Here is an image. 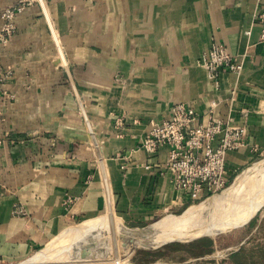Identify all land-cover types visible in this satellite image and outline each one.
Instances as JSON below:
<instances>
[{
	"label": "crops",
	"instance_id": "obj_1",
	"mask_svg": "<svg viewBox=\"0 0 264 264\" xmlns=\"http://www.w3.org/2000/svg\"><path fill=\"white\" fill-rule=\"evenodd\" d=\"M18 1L0 0V25ZM262 20L264 0H38L17 15L0 48V68L11 71L0 114V264L85 225L125 231L186 210L194 201L159 174L169 147L140 148L176 103L206 118L215 101L213 117L246 127V144L225 156L231 177L264 154ZM213 42L239 65L216 81L198 63ZM67 195L75 200L65 206ZM159 249L135 264L179 252Z\"/></svg>",
	"mask_w": 264,
	"mask_h": 264
},
{
	"label": "built area",
	"instance_id": "obj_2",
	"mask_svg": "<svg viewBox=\"0 0 264 264\" xmlns=\"http://www.w3.org/2000/svg\"><path fill=\"white\" fill-rule=\"evenodd\" d=\"M36 1L38 0H19L4 7L1 12L0 48L9 42L15 32L17 15ZM260 40L264 41V20ZM198 63L214 81L221 72H235L239 68L234 55L226 46L216 42L203 52ZM10 75V70L3 72L0 68V114L4 103L2 85ZM216 106L217 103L212 101L205 118L191 106L176 103L167 118L151 124L140 144L142 150L151 154L164 146L169 147L159 174L175 190L194 202L205 200L228 186L231 175L226 167V153L246 144V127L213 117ZM74 200L75 198L67 195L64 205L68 206Z\"/></svg>",
	"mask_w": 264,
	"mask_h": 264
},
{
	"label": "rangeland",
	"instance_id": "obj_3",
	"mask_svg": "<svg viewBox=\"0 0 264 264\" xmlns=\"http://www.w3.org/2000/svg\"><path fill=\"white\" fill-rule=\"evenodd\" d=\"M262 176H264V154L259 157H256L245 167L238 170L233 175V177H231L228 186L224 190L215 194L216 196L213 195L210 198H207L206 200L195 201L191 203L190 206L186 208V210L181 214H164L162 216H159L156 219L157 221L154 220L155 222H158L162 219H172L179 216L184 217L183 215H188L192 210L193 213H197L196 216L198 218L196 216H193L194 220L192 222L194 225L193 227L190 226V228H192L191 230H187L188 234H185V236L202 232H209L213 234V236H203L210 237L214 240V245L211 252L205 253L200 256H190L182 251L171 252L164 262H166V264H222V261H226V264H230V262L228 263V261H230L231 255L236 252H242L243 255L247 256L248 259L251 258L253 259V261H256L255 264H264V201H262L264 200V198H259L261 196L259 192L260 180ZM238 180L245 183L244 191L242 193L240 192V194L237 193L235 195H232L233 197H230L228 195L223 196V194L227 190L232 188ZM210 199L211 201L213 200V202H210ZM257 213H259L258 219L253 223L252 226L247 229V231H245L246 235L242 239L237 240L229 245L224 244L226 238L234 229L245 226L251 219L256 216ZM246 219H249L246 224L234 229L230 228L234 225L243 223ZM146 227L149 228V232H137L135 242H133L132 245H128L126 243V240H121V236L116 234L118 232H121L122 230L116 231L96 226L87 227L85 225L81 227L79 231L75 233L68 241L65 240L62 243L55 245V247L51 248L50 250H44L45 248H47V246L52 245L55 239L53 241L51 240L46 244V246L42 248V250L44 251H40H42V253L47 256L55 255L56 258L57 256H63L62 259H64V261L62 264H76V258H74V260L72 256L74 255L75 250H79L78 248L81 244L84 245V240H88V243L91 242L93 239H95L93 241H106V239L108 238L107 236H109L110 233L113 234L115 231L116 233L114 234H116L117 244L113 245L111 240L110 244L104 246L106 252L104 251L105 254H102L103 257L101 256L100 261L102 262H99L97 264H117L118 262L120 264H135L136 259H140L144 256L142 251L146 250L144 249V247H141V245L148 243L152 244L162 238L173 237L172 235H164L162 232H152V230L150 229L151 224ZM193 228L196 229L192 230ZM122 232H124V235H127L129 233L128 230ZM180 236L185 237L183 234ZM176 237L179 236L177 235ZM203 237H199L198 239ZM189 243L190 242L181 244L185 245V247L190 248L191 246ZM167 248H171V246ZM167 248L164 249L168 251ZM92 252L94 254L97 253V251ZM103 258H106L105 261ZM31 259L27 262H31ZM145 264H147V262Z\"/></svg>",
	"mask_w": 264,
	"mask_h": 264
},
{
	"label": "bare ground",
	"instance_id": "obj_4",
	"mask_svg": "<svg viewBox=\"0 0 264 264\" xmlns=\"http://www.w3.org/2000/svg\"><path fill=\"white\" fill-rule=\"evenodd\" d=\"M244 184L245 183H243L240 180H238L233 185L232 188H230L229 190H227L223 194V196L224 195H228L230 197H233L232 195H235L237 193L240 194V192L242 193L244 191ZM260 192H259V194H261V196L259 198L262 199V198H264V176H262V178L260 180ZM214 198H216V197H214ZM262 201H264V200H262ZM210 202H213V200L211 201V199H210ZM196 214L197 213H193V211L191 210V212L188 215L187 214L183 215L184 217L179 216V217H175V218H172V219H162L161 221L155 222L153 224L151 223V228L150 229L154 233L162 232L164 235H172L173 237H174V235H175V237L177 235L179 237H181L180 235H182V234L185 236V234L186 235L188 234L187 230H191V228L193 227V225H194L193 222H192L194 220L193 216H196ZM190 226H192V227L190 228ZM197 227H199V226H197ZM194 229H196V228H193L192 230H194ZM139 231L140 232L141 231L142 232H149V228L146 227V228H143V229H140V230H137V231L135 230L134 232L130 231L127 235H124V232H122V231H121L122 233L121 232L116 233L115 231H114V233H116L117 235H120L121 236V240L122 239L126 240V243L128 245H132V243L135 242L136 237H137V232H139ZM104 232H106V231H104ZM114 233L113 234L112 233H110V234L107 233V234H109V236H107L108 238L106 239V241L105 240L93 241V240H95V239H93L91 242L88 243V240H84L85 241L84 245L81 244L80 247L78 248L79 250L78 251L75 250V253L73 255L74 257L72 256L73 259L76 258V260L74 259L75 263L76 264L77 263L78 264H97L99 262L101 263L102 262V261H100L101 260V256L103 257V255L106 252L104 246L110 244L111 240H112V244L113 245L117 244L116 234H114ZM172 236H170V237H172ZM100 239H102V238H100ZM162 239H168V238H162ZM96 240H97V238H96ZM92 251H97V253L94 254ZM62 257L63 256H61V257L57 256V258H56L55 255L54 256L53 255L47 256V255L43 254L42 252H38L37 254L34 255V257H32L31 262H26V263L27 264H62L63 261H64V259H62ZM85 258H86V260H85ZM105 259H104V261H105Z\"/></svg>",
	"mask_w": 264,
	"mask_h": 264
},
{
	"label": "trees",
	"instance_id": "obj_5",
	"mask_svg": "<svg viewBox=\"0 0 264 264\" xmlns=\"http://www.w3.org/2000/svg\"><path fill=\"white\" fill-rule=\"evenodd\" d=\"M258 217H259V213H257L256 216L253 219H251L245 226L234 229L230 233V235L226 238L224 244L229 245L237 240L242 239L246 235L245 231H247V229L253 225V223L258 219ZM189 244L191 246L190 248L185 247V245L179 242H174L172 244H166L162 248H167L171 246V248H167L168 251H183L190 256H200L212 251L214 240L210 237H203L194 240ZM142 253L144 256L145 255L151 256V258H155L163 254V252L160 249L153 251L143 250ZM229 262L230 264H255L256 261H253V259L251 258L248 259L247 256L243 255L242 252H236L231 255L230 261H228V263ZM226 263H227L226 261H222V264H226Z\"/></svg>",
	"mask_w": 264,
	"mask_h": 264
},
{
	"label": "water",
	"instance_id": "obj_6",
	"mask_svg": "<svg viewBox=\"0 0 264 264\" xmlns=\"http://www.w3.org/2000/svg\"><path fill=\"white\" fill-rule=\"evenodd\" d=\"M249 219H246L243 223L234 225V226H232L230 228L234 229V228L240 227V226L246 224L249 221ZM146 226H144V227H146ZM144 227H138V228H129V227H127V230H128V232H130V231L134 232L135 230L137 231V230H140V229H142ZM203 236H213V234H211L209 232H202V233L191 234V235L185 236V237H172V238H168V239H161V240L156 241V242H154L152 244H149V243L148 244H144V245H141V247H144V249H146V250L153 251V250H156V249H159V248L163 247L164 245H166L168 243H172V242L187 243V242H191V241H193L195 239H198L199 237H203ZM137 246H140V245H137ZM32 257L33 256L29 257L28 259H26V260H24V261H22V262H20L18 264H27L26 262L29 261Z\"/></svg>",
	"mask_w": 264,
	"mask_h": 264
}]
</instances>
